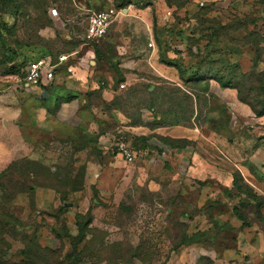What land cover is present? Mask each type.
<instances>
[{
	"label": "rangeland",
	"instance_id": "1",
	"mask_svg": "<svg viewBox=\"0 0 264 264\" xmlns=\"http://www.w3.org/2000/svg\"><path fill=\"white\" fill-rule=\"evenodd\" d=\"M109 8L126 12L103 38L89 40L90 12ZM91 47L101 74H114L118 87L117 65L141 60L126 69L148 76L145 89L118 102L144 106L157 124L193 128L203 160L174 151L196 149L194 141L165 138L166 157L146 149L129 165L114 154L108 167L117 177L110 181L106 165L101 188L79 191L84 166L73 154L91 137L77 132L68 145L43 146L51 160L40 159L38 146L24 149L0 171V264H264V199L248 192L240 174L264 183V0H0V92L19 89V74L36 58L78 51L75 62ZM158 64L169 75L160 77ZM190 169L200 176L183 186ZM48 187L55 192L42 190ZM207 196L229 205L239 223L194 207L193 199ZM255 226L262 237L246 233Z\"/></svg>",
	"mask_w": 264,
	"mask_h": 264
},
{
	"label": "crops",
	"instance_id": "2",
	"mask_svg": "<svg viewBox=\"0 0 264 264\" xmlns=\"http://www.w3.org/2000/svg\"><path fill=\"white\" fill-rule=\"evenodd\" d=\"M192 1L209 2L216 0ZM168 11H170L169 8H167L166 13ZM166 13L162 18L164 22H169L172 17L166 16ZM147 46L150 48V61L159 59V50L156 48L154 40H151ZM65 54L69 55V58L60 66L64 70L54 77L51 85L31 89H24L20 85H17L19 89H15L16 85H13L9 95L6 94V91L0 92V132H3L4 135L9 134L13 139V146H11L7 142V137L2 138L0 136V171L6 168L7 162L13 158V155L18 153L22 156L24 149L31 146L39 147L38 155L41 156V160L56 159L54 153L49 151V148L45 149L44 147L54 142L68 145L71 137L77 132L92 138V141L86 145L84 152L73 154L74 158L79 157L81 159L84 166L79 191L84 190L85 184H98L101 188L104 185L102 176L103 168L106 165L105 168L109 171L110 181L113 177L114 179L117 177V171L108 166H113V162L117 158L114 157L110 146L114 136L119 132L129 137L132 146L142 145L143 148H146L149 151V157H166L165 138L194 141L199 148L196 147V149L188 151V147L186 149L176 147L174 151H177L175 153L180 154V156H190L193 160H203L204 153L201 155L203 150L200 148L202 141L193 128L183 127L179 124H157L153 121V114L144 106L129 110L126 108L128 101H125L126 104L123 100L118 102V98L122 95L134 96L140 89H145L142 82L146 81L148 76L126 69L135 70L136 66L142 64L141 60L135 61L127 58L117 65L120 69L116 70H120L122 75L119 72L117 74L123 81L118 87L115 86L117 80L114 74L107 71L102 73L103 75L101 74L100 68L103 61L96 58L92 47L80 54L75 62H72V59L79 54L78 51ZM165 60L174 59L165 57ZM158 65L157 70L160 77L169 75L163 66ZM121 88L126 89V91H122ZM156 119L159 120L160 117L157 116ZM46 166L49 167L48 164ZM192 169L194 170L193 167ZM192 169L188 171L187 178L182 177L183 186L187 185V182L191 183L192 175H199V173H193L196 171H192ZM240 174L243 181L246 182L248 192L253 197L263 200L264 183L251 174H246L243 171ZM75 175V173H71L72 177ZM189 186L191 187V184ZM225 186L232 193L233 185L230 183ZM54 189L48 187L42 190L54 193ZM70 191H76V188L70 189ZM219 192V189L218 193L211 191V195L218 196ZM241 196L244 197L243 194ZM219 201L216 197L209 199L207 196L200 201L193 199L192 203L194 207L208 209L210 213L213 212L214 216L220 218L222 222L238 224L240 220L233 209L225 202ZM261 207L260 209H263L264 204ZM249 230L246 232L247 234L252 232V235L262 237L259 231L260 227L255 226Z\"/></svg>",
	"mask_w": 264,
	"mask_h": 264
},
{
	"label": "built area",
	"instance_id": "3",
	"mask_svg": "<svg viewBox=\"0 0 264 264\" xmlns=\"http://www.w3.org/2000/svg\"><path fill=\"white\" fill-rule=\"evenodd\" d=\"M54 15L55 10H52ZM125 15V9L109 8L102 11H92L88 16L86 37L89 40H98L103 38L110 28L118 21L120 16ZM168 11L166 16H171ZM69 58L67 54H61L53 59L50 56L36 58L25 66L22 70V77L18 78L19 85L24 89L46 87L53 83L54 74L63 63ZM122 87V86H121ZM111 151L115 155H119L125 164H133L138 158L146 156L148 151L144 149H136L129 141L124 138V134L119 132L114 136L111 142Z\"/></svg>",
	"mask_w": 264,
	"mask_h": 264
},
{
	"label": "trees",
	"instance_id": "4",
	"mask_svg": "<svg viewBox=\"0 0 264 264\" xmlns=\"http://www.w3.org/2000/svg\"><path fill=\"white\" fill-rule=\"evenodd\" d=\"M96 58H97V56H96ZM16 70H18L16 67H15V65L13 66V67H11V69H9V73L11 74H13ZM18 72V71H17ZM16 75V74H15ZM22 72L19 74V77H22Z\"/></svg>",
	"mask_w": 264,
	"mask_h": 264
}]
</instances>
